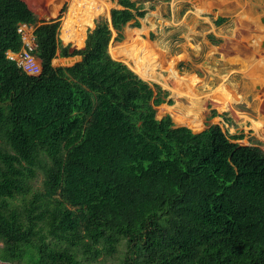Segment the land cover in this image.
Here are the masks:
<instances>
[{
  "label": "trees",
  "instance_id": "16d2710c",
  "mask_svg": "<svg viewBox=\"0 0 264 264\" xmlns=\"http://www.w3.org/2000/svg\"><path fill=\"white\" fill-rule=\"evenodd\" d=\"M118 2L71 53L61 17L0 0V261L264 264V151L219 125L157 119L168 92L109 53L113 31L121 41L145 16ZM21 24L34 28L36 77L7 58L22 49ZM59 48L82 60L54 67Z\"/></svg>",
  "mask_w": 264,
  "mask_h": 264
},
{
  "label": "rangeland",
  "instance_id": "374dc122",
  "mask_svg": "<svg viewBox=\"0 0 264 264\" xmlns=\"http://www.w3.org/2000/svg\"><path fill=\"white\" fill-rule=\"evenodd\" d=\"M24 1L41 21L48 22L61 17L58 35L61 46L68 47L71 53L85 48V41L83 46H76L63 40L62 25L69 12L71 0L62 2H59L61 0ZM102 1H104L106 9L104 13L93 20V26L89 27L85 33V40L88 32L93 30L99 21L102 19L111 21L112 10L122 9L118 0ZM132 1L141 5L145 16L137 18L138 20L125 26L121 41L117 40L118 33L113 31L109 53L114 60L125 64L153 87L158 85L163 91L168 92L166 102L157 107V119L162 120L169 115L176 127L189 128V126L179 123V117L190 109L195 113L202 114L200 118L202 124L197 127L198 130L190 127L195 133L203 132L213 125H219L229 136L244 135V139L236 140V143L242 146H257L264 151V129L255 130L252 122L264 121V81L250 85L249 79L243 78L242 73L245 68H242L241 64L245 58L243 53H250L252 49L249 51V48L255 43L261 42L262 44L258 45L264 49V41L258 40V33L264 36L262 30L264 29V0ZM57 4H59V12L53 17L51 9ZM200 10L204 12L201 15L198 12ZM128 32H134V37H140V40L135 43L136 45L141 46V42L152 44L155 49L153 57H156L154 64L165 66V69L158 68L156 70L153 79L142 75L148 69L146 61L144 63L138 57L118 58L113 56L112 47L126 42ZM131 42L129 45L133 46L134 43ZM78 62H80L79 56L60 57L59 48L53 65L54 67H71ZM222 84L236 99V103L230 110H222L221 102L223 100L221 98H208ZM179 88L184 95L194 96L193 107L188 99L189 96L179 99L175 97V90ZM168 100H171L172 103H168ZM171 107L174 111L169 110ZM214 111L217 112L216 116L213 115ZM39 186L40 183H38ZM120 262L121 253L115 257L101 258L90 264H120ZM0 264L9 263L0 261Z\"/></svg>",
  "mask_w": 264,
  "mask_h": 264
},
{
  "label": "bare ground",
  "instance_id": "6f19581e",
  "mask_svg": "<svg viewBox=\"0 0 264 264\" xmlns=\"http://www.w3.org/2000/svg\"><path fill=\"white\" fill-rule=\"evenodd\" d=\"M200 2H202V1H200ZM105 9H106V5H105L104 1H102V0H71L69 12L66 15V18L64 19V22L62 25L63 40L66 43H73L76 46H83L84 41H85V37H86L85 33H86L87 29L89 27L93 26V20L97 16H99L100 14L104 13ZM203 10L198 11L199 15L204 13ZM262 30L264 31V29H262ZM141 32H139V34ZM258 32H260V31H258ZM133 33L134 32L128 33V39L126 42H124L123 44L117 45L114 48L112 47V54L114 57H118V58L119 57H125V58H136V57H138L144 63L146 61L148 69L145 73H142V75L146 78L153 79L154 75H156V70L158 68L165 69V66H163V65L160 66V65L154 64V60L156 57L155 58L153 57L155 49L153 48L152 44H150L148 42H141V44H142L141 46L136 45L135 43L140 40V37L139 36L134 37ZM258 35H259V37H261V38L258 37V40L262 39V42H263L264 36H261L259 33H258ZM129 41L130 42L132 41L134 43V45L130 46ZM258 44H262V43L261 42L255 43L254 45H252L251 48H249V51L252 49L250 51V53L249 52H248V54L243 53V56L246 59H249L250 61H247L245 58H244V61H241L242 68H245L243 73H242L244 75L243 78L247 77L249 79L250 85H252L253 83H256L258 81L259 82L264 81V49H262L260 47L261 45H258ZM238 51H237V53H238ZM150 61H151V63H150ZM225 81H226V79L224 80V82ZM180 90H181V88L175 90V97L177 99H179L182 97H188L189 96L188 99H190V104L192 105V101L195 99L194 96L192 97L189 94L184 95L183 93L180 92ZM230 94L231 93L228 92V90H227V88H225L224 84H222L220 86V88L217 89L214 92V94L209 95L208 98H212V99L213 98L217 99L218 97H219V99L221 98V100H223L221 102L222 106H223V107L221 106L222 110H230L232 108L233 104L236 103V99L233 98ZM233 94H234V92H233ZM236 95H237V93H236ZM192 107H193V105H192ZM169 110L174 111L172 107ZM186 112L187 113H185L184 115L179 117V123L185 124V125L189 126V128L191 127L194 130L197 129V127H200V125L202 124L201 123L202 121L200 120L202 114L195 113V112L191 111L190 109L186 110ZM252 122H253L255 130L261 131V129H264V121H258V122L252 121Z\"/></svg>",
  "mask_w": 264,
  "mask_h": 264
},
{
  "label": "built area",
  "instance_id": "2783aa9c",
  "mask_svg": "<svg viewBox=\"0 0 264 264\" xmlns=\"http://www.w3.org/2000/svg\"><path fill=\"white\" fill-rule=\"evenodd\" d=\"M18 33L22 40V49L19 53L9 51L7 58L15 62L22 71L32 77L39 76L42 73L40 61L34 56V51L37 47L34 28L25 24L18 27Z\"/></svg>",
  "mask_w": 264,
  "mask_h": 264
},
{
  "label": "water",
  "instance_id": "95a60500",
  "mask_svg": "<svg viewBox=\"0 0 264 264\" xmlns=\"http://www.w3.org/2000/svg\"><path fill=\"white\" fill-rule=\"evenodd\" d=\"M264 22V21H263ZM80 58V61L82 60V57H79ZM140 77V76H139ZM141 78V77H140ZM142 79V78H141Z\"/></svg>",
  "mask_w": 264,
  "mask_h": 264
},
{
  "label": "crops",
  "instance_id": "0c3cea01",
  "mask_svg": "<svg viewBox=\"0 0 264 264\" xmlns=\"http://www.w3.org/2000/svg\"><path fill=\"white\" fill-rule=\"evenodd\" d=\"M129 33V32H128ZM128 33H127V39H128ZM139 33V32H138ZM127 41V40H126Z\"/></svg>",
  "mask_w": 264,
  "mask_h": 264
},
{
  "label": "clouds",
  "instance_id": "9594fccd",
  "mask_svg": "<svg viewBox=\"0 0 264 264\" xmlns=\"http://www.w3.org/2000/svg\"><path fill=\"white\" fill-rule=\"evenodd\" d=\"M169 101V100H168ZM188 128V127H187ZM190 129V128H189ZM193 131V130H192Z\"/></svg>",
  "mask_w": 264,
  "mask_h": 264
}]
</instances>
